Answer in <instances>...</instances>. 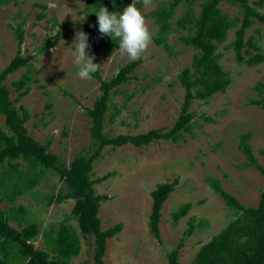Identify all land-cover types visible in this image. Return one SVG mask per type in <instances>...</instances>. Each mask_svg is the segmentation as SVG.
<instances>
[{
  "label": "rangeland",
  "instance_id": "1",
  "mask_svg": "<svg viewBox=\"0 0 264 264\" xmlns=\"http://www.w3.org/2000/svg\"><path fill=\"white\" fill-rule=\"evenodd\" d=\"M169 1L150 0L149 4L142 3L138 8L152 37L157 36L158 26L147 14L162 2L167 6ZM201 1L189 4L182 0L169 18L171 32L166 43L171 52L167 53L152 42L139 58L141 62L133 69L131 81L109 94L103 133L109 136L136 134L172 125L183 97V88L176 75L190 64L196 52L179 39L192 32L177 26L176 20L188 11L196 15ZM51 3L56 7L50 8ZM87 6L89 0L0 2V70L15 53L16 38L12 26L20 23L23 41L19 50L20 54L30 56L27 68L30 78L26 83L28 91L19 101L22 107L19 115L28 114L26 132L39 143L48 145V150L65 163L83 151L90 155L96 148L91 144L90 119L83 109L90 107L97 96L98 82L93 76L87 80L80 79L78 67L73 63L75 33L82 30L88 34L90 21L85 18L79 20ZM218 7L230 18L239 16L237 7L227 2L221 1ZM259 11L264 13V6ZM39 14H42L41 18H38ZM233 30L234 27L226 32L215 50L219 54L216 61L224 71L228 85L223 92L214 93L206 101H191L190 132H183L182 138L175 143L159 140L145 147L129 144L106 146L92 161L90 178L111 174L93 185L95 194L105 196L98 205L100 227L120 225V230L106 240L102 257L104 264H166L165 252L176 245L192 217L193 222L200 225L184 239L178 250V264H190L198 247L234 218L223 200L209 188L207 178L219 180L221 188L242 205L256 204L264 179L257 170L238 166L245 158L237 143L241 134H248L246 141L257 162L264 166L259 153V149L264 148V113L260 107L249 104V99L257 98L255 85L264 83V59L253 66L246 65L245 60L237 62L229 45ZM248 36H252L254 44L264 54V24L255 21L244 33V38ZM247 51L242 52L243 59L255 52L251 47ZM129 61L120 55L119 49H111L110 52L101 49L94 55V62L100 64L98 74L103 79L115 74ZM24 71L25 67H20L4 80L9 99L16 95L11 82ZM62 90L72 94L77 102L63 95ZM0 128L7 132L1 116ZM24 166H20L23 171ZM174 177L178 178V183L161 206L160 242L157 243L146 223L151 202L149 192L158 183ZM62 186L55 173L46 172L38 185L16 196L13 206H24L26 220L35 218L39 227L43 228L44 223L52 226L60 217L69 214L73 200L52 202L47 206L40 199ZM36 188L40 189L38 193ZM38 202L41 205H37ZM184 202H189L191 208L173 224L170 213ZM9 205L4 200L0 201L1 209ZM69 223L75 225L72 219ZM88 240V243L81 242L79 253L71 259L72 262L92 264L91 237ZM32 243L42 248L41 237L32 239Z\"/></svg>",
  "mask_w": 264,
  "mask_h": 264
},
{
  "label": "trees",
  "instance_id": "2",
  "mask_svg": "<svg viewBox=\"0 0 264 264\" xmlns=\"http://www.w3.org/2000/svg\"><path fill=\"white\" fill-rule=\"evenodd\" d=\"M2 1L5 0H0ZM142 1L136 0L137 8H141ZM181 1L170 0L167 6L162 2L159 7L147 14L158 26L157 36L152 37V42L161 46L167 53L171 52L169 44L166 43V37L171 32L169 18ZM183 1L190 4L196 0ZM221 1L237 7L239 16L230 18L222 13L218 7ZM131 2L132 0H89V6L82 11V14L90 21L87 29L90 45L87 50L90 53L97 55L101 49L107 52L111 49H119L118 41L115 42L110 36H101L99 33L95 14L99 8L107 7L110 12L115 11L119 14ZM251 4L249 0H203L199 3V12L196 15L188 11L176 20L177 26L192 32L180 36L179 39L184 45L193 47L196 52L190 64L183 67L176 75L178 84L183 88V97L178 114L169 128H151L141 133H120L115 136L103 133L104 113L109 105V94L119 91L120 85L131 81V73L141 60L129 61L126 66L107 79L101 78L98 71L94 73L92 76L98 82V94L91 106L83 110L90 119L89 137L91 144L96 148L90 155L86 151L76 154L68 163L50 152L48 145L33 139L24 127L28 114L19 115V111L22 110L19 101L28 91L26 83L30 78L27 70L30 56L20 54L19 47L23 41L21 24L16 23L12 26L16 38L15 53L0 70V115L3 117L7 131L0 129V201L4 200L10 204L6 209L0 208V264H82L72 262L71 259L79 253L81 242H89V237H91L92 264H104L102 257L106 240L120 230V225L105 229L100 227L97 216L98 205L105 196L95 194L93 185L111 174L90 178L92 161L106 146L117 147L129 144L134 147H145L150 142L159 140L175 143L182 138L183 132H190V121L193 116V112L189 109L191 101L194 99L206 101L214 93L223 92L228 85L229 81L224 78V71L216 61L219 54L215 50L231 28L234 27V35L229 45L234 51L236 61L245 60L246 65L249 66L263 61L264 54L259 51L260 47L254 44L252 36L244 38L246 29L255 21L264 24V13L259 11L264 6V0H252ZM41 17L42 14H39L38 18ZM244 47L246 49L243 50ZM249 47L255 52L243 59L242 52H248ZM20 67H25V71L18 79L11 82L16 95L13 99H9V91L3 82L9 74ZM263 86V82L255 85L257 98L249 99V104L260 107L264 113ZM62 93L69 96L73 102H77L66 90H62ZM247 138L248 134H241L238 137L237 147L245 158V161L238 166L253 168L264 179V166L257 162L246 141ZM259 153L264 159V148L259 149ZM22 164L25 165V171L20 168ZM50 171L57 175L64 187L44 195L40 202H44L47 206L52 202L66 199H72L73 202L68 215L60 217L52 226L44 223L41 228L35 218L26 220L24 206H13V203L16 196L29 192L38 185L43 174ZM177 183L178 178L174 177L170 181L158 183L149 192L151 202L146 223L149 233L157 243L160 242L161 206ZM207 184L212 192L223 200L226 209L234 218L227 221L224 227L198 247L190 264H264V185L259 191L256 204L244 206L221 188L219 180L207 178ZM39 190L36 188V193ZM36 193L32 195L35 196ZM40 202L37 205H41ZM190 208L189 202L179 205L170 213L172 223L176 224ZM69 219L74 221V226L69 223ZM9 222L16 224L13 227ZM199 225L193 222L192 217L188 219L181 238L173 248L165 252L166 264H178V250L183 246L184 239ZM37 236L41 237L42 248L35 247L32 243V239L35 240Z\"/></svg>",
  "mask_w": 264,
  "mask_h": 264
},
{
  "label": "clouds",
  "instance_id": "3",
  "mask_svg": "<svg viewBox=\"0 0 264 264\" xmlns=\"http://www.w3.org/2000/svg\"><path fill=\"white\" fill-rule=\"evenodd\" d=\"M143 3L147 5L150 0H143ZM49 7L55 8L56 5L51 3ZM95 14L99 33L101 36H110L115 42L118 41L122 57L126 56L128 60L135 61L141 58L142 54L146 52L152 43V33L144 15L136 7V0H132L119 14L115 11L110 12L107 7L103 6ZM84 18L85 16L79 20L83 21ZM58 31H60L59 28ZM73 41H75L73 63L78 67L77 75L82 80L91 79L92 75L99 70L100 64L95 63L94 55H90L87 52L90 47L88 34L82 30L77 31ZM53 51L55 52V49ZM9 224L14 227L16 222H9Z\"/></svg>",
  "mask_w": 264,
  "mask_h": 264
}]
</instances>
